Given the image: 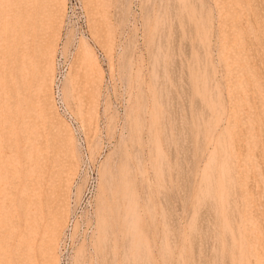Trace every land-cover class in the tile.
Instances as JSON below:
<instances>
[{
	"label": "rangeland",
	"instance_id": "rangeland-1",
	"mask_svg": "<svg viewBox=\"0 0 264 264\" xmlns=\"http://www.w3.org/2000/svg\"><path fill=\"white\" fill-rule=\"evenodd\" d=\"M81 1L63 97L98 184L65 238L66 1L0 0V264H264V0Z\"/></svg>",
	"mask_w": 264,
	"mask_h": 264
},
{
	"label": "built area",
	"instance_id": "built-area-1",
	"mask_svg": "<svg viewBox=\"0 0 264 264\" xmlns=\"http://www.w3.org/2000/svg\"><path fill=\"white\" fill-rule=\"evenodd\" d=\"M65 18H64V37H67L68 32L73 34L70 45L67 49L61 44L56 51L54 59V74L52 81V97L55 108L58 114L66 122L72 130L78 143L82 166L79 175L76 177L69 199V217L64 237L67 238L74 230L81 214L86 213L87 208L93 203L97 191V172L89 161L87 144L85 141L83 130L68 108L63 97V85L69 72L71 59L78 43V40L83 38L88 40V27L86 15L83 9L81 0H65ZM100 56V55H99ZM82 183L80 194H77V188ZM60 264H69V258L64 251H60Z\"/></svg>",
	"mask_w": 264,
	"mask_h": 264
},
{
	"label": "bare ground",
	"instance_id": "bare-ground-1",
	"mask_svg": "<svg viewBox=\"0 0 264 264\" xmlns=\"http://www.w3.org/2000/svg\"><path fill=\"white\" fill-rule=\"evenodd\" d=\"M86 52H87V49H86ZM88 53V52H87ZM87 53H84L83 55H82V62H87V61H89V57H88V55L90 54H87ZM82 62H81V64H82ZM85 64V63H84ZM87 64H88V62H87ZM83 67V66H82Z\"/></svg>",
	"mask_w": 264,
	"mask_h": 264
}]
</instances>
